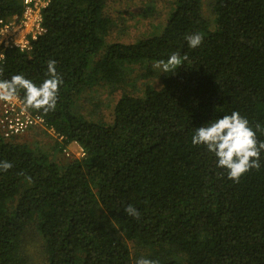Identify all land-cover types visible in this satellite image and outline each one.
<instances>
[{
  "label": "trees",
  "instance_id": "trees-1",
  "mask_svg": "<svg viewBox=\"0 0 264 264\" xmlns=\"http://www.w3.org/2000/svg\"><path fill=\"white\" fill-rule=\"evenodd\" d=\"M167 1L158 35L111 42L119 21L108 0H52L30 48L5 50L0 79L39 85L54 59L63 84L55 111L31 110L44 119L27 131L37 140L0 132V161L13 165L0 171V264H30V236L45 264H132L130 242L159 264H264V152L236 183L191 143L232 111L264 128V0H211L213 17L205 0ZM140 3L147 20L163 15L158 0ZM22 10V0H0V19ZM194 33L204 37L195 49L185 38ZM173 52L188 57L175 72L151 68ZM133 73L145 82L131 83ZM94 92L114 96L111 123L96 116ZM51 128L85 155L63 162L57 143L39 145Z\"/></svg>",
  "mask_w": 264,
  "mask_h": 264
},
{
  "label": "clouds",
  "instance_id": "clouds-1",
  "mask_svg": "<svg viewBox=\"0 0 264 264\" xmlns=\"http://www.w3.org/2000/svg\"><path fill=\"white\" fill-rule=\"evenodd\" d=\"M185 38L188 46L193 49L201 46L204 39L200 33L189 34ZM187 59V55L181 58L179 53L173 52L167 60L157 61L154 67L164 73L175 72ZM3 71L0 68V76ZM62 84L63 77L57 72V62L50 59L47 61V78L39 85L23 74L0 79V101L13 103L22 93L25 110L47 115L56 110ZM258 131L264 133V128L259 123L254 129L246 117L238 111H232L196 128L191 143L193 146H204L216 158L217 167L225 170L227 178L239 183L245 174L261 167L260 157L261 152H264V141L258 140ZM12 167L10 162L0 161V171L7 172ZM125 212L136 219L140 218V212L131 205L125 208ZM136 264H159V261L141 257L136 260Z\"/></svg>",
  "mask_w": 264,
  "mask_h": 264
},
{
  "label": "rangeland",
  "instance_id": "rangeland-1",
  "mask_svg": "<svg viewBox=\"0 0 264 264\" xmlns=\"http://www.w3.org/2000/svg\"><path fill=\"white\" fill-rule=\"evenodd\" d=\"M109 3L108 5H110V9L108 10L110 12L111 15L114 16V18H118L119 23L117 24L118 26L114 27L111 31V34L108 37L109 41H114L116 39H121L125 42H132L135 40H138L140 38H143L145 36H151V35H158L162 29L163 26H159L160 24H162L165 20V17H167V15L165 16V14L170 10V5L169 2L167 0H158L160 2V11L163 13V15L161 17H157L153 20H147L146 17H143L142 13L144 12L142 10V5H141V1L142 0H122L121 2H119L120 4H118V0H108ZM121 6V7H120ZM157 6V4H156ZM212 4H211V0H205V12L207 13V15L213 17V11H212ZM118 11H121L120 14H118ZM211 14V15H210ZM165 16V17H164ZM140 70H144V67H138ZM154 71H156L157 73H159L161 70L158 68H155L154 65L151 67ZM140 72H144V71H140ZM139 72V73H140ZM138 73V74H139ZM136 73H133L131 76V78H133L132 82H135V85L140 86L141 84H143V82H145L143 79L139 80L136 78V76L138 75ZM155 75V74H154ZM152 76L151 80H148V82L154 86V87H158L161 85V81L157 76ZM130 87V86H129ZM89 91V90H88ZM88 91H85L82 94V97H88ZM95 95V99L97 101H100L101 105H98L95 107V110L97 111V117H101L102 119L105 118V121L107 123H111L112 122V117L110 114L111 108L113 106V100H114V96L112 95H103V94H96L94 92ZM82 104H86V107L84 110V114L88 113L90 110L95 113L94 108L91 104H89V102H85ZM99 114V115H98ZM43 127V126H42ZM45 128V127H43ZM27 136L25 137H20L19 140L24 142H31L34 140H37V136H35L33 133H26ZM30 134V135H28ZM57 134V133H56ZM55 133L51 132L48 129V135L46 136V138H44V142L42 141L41 143L39 142V145H47L46 148H48L49 146L57 143V148L61 151L59 152V155L62 156V160L67 161V160H71L74 157H79V153H80V149L79 147H77V145L73 144L70 146H63L62 145V139L57 136ZM48 138V139H47ZM41 141V140H40ZM65 148H67V151H65ZM37 236V235H36ZM33 236H30L26 245L27 248L25 250L26 254L29 255V263L30 264H45V249H44V245L42 243L41 240H32ZM38 237V236H37ZM129 246L131 247V253L133 256V260H132V264H136V260L144 257V258H148V255L151 253L149 249L147 248H141L136 246L133 243H129Z\"/></svg>",
  "mask_w": 264,
  "mask_h": 264
},
{
  "label": "built area",
  "instance_id": "built-area-1",
  "mask_svg": "<svg viewBox=\"0 0 264 264\" xmlns=\"http://www.w3.org/2000/svg\"><path fill=\"white\" fill-rule=\"evenodd\" d=\"M51 1L22 0L23 10L20 14L0 19V60L4 58L7 48L29 49L31 41L45 32L42 25L43 10ZM33 126H44V119L31 110H25L21 97L13 103L0 101V132L4 137L23 135ZM49 130L55 133L53 128ZM73 144L80 149L78 156L83 157L85 152L78 142L73 141L67 147Z\"/></svg>",
  "mask_w": 264,
  "mask_h": 264
}]
</instances>
